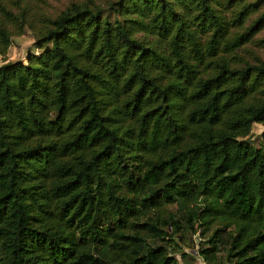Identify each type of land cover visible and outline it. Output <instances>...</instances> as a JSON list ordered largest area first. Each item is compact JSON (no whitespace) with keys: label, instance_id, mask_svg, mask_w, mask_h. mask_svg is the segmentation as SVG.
<instances>
[{"label":"trees","instance_id":"obj_1","mask_svg":"<svg viewBox=\"0 0 264 264\" xmlns=\"http://www.w3.org/2000/svg\"><path fill=\"white\" fill-rule=\"evenodd\" d=\"M108 3L0 65V264H264V0Z\"/></svg>","mask_w":264,"mask_h":264},{"label":"rangeland","instance_id":"obj_2","mask_svg":"<svg viewBox=\"0 0 264 264\" xmlns=\"http://www.w3.org/2000/svg\"><path fill=\"white\" fill-rule=\"evenodd\" d=\"M87 0H2L4 7L9 11V14L4 15L7 27L13 33L11 44L5 53L0 54V65L7 62L21 61L26 63V58L29 53L39 54L50 44H46L43 48H38L35 45V36L43 30L44 26L54 18L60 11L68 7L72 2H85ZM112 0H95L96 4L102 6L103 11L113 21L115 15L109 11L108 2ZM23 17V18H22ZM23 19L22 24L16 19ZM21 25V34H16ZM264 37V29L257 34L256 38ZM257 42L249 43L246 49L239 52V56L243 61L257 63L264 61V48L256 46ZM128 116L126 117V121ZM132 124L134 121L132 120ZM262 131L260 124H254L251 130V136L254 143L257 145L259 134ZM208 233L201 236L199 231L192 236V240L186 238L187 244L182 245L177 238H174L173 244L176 247H181V250L191 254L186 258H181V251H176L174 255L181 264H204L201 258L196 254L198 247L204 243Z\"/></svg>","mask_w":264,"mask_h":264}]
</instances>
